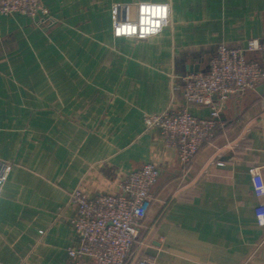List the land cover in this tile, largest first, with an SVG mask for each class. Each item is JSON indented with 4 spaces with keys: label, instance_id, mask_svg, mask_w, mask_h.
<instances>
[{
    "label": "crops",
    "instance_id": "0c3cea01",
    "mask_svg": "<svg viewBox=\"0 0 264 264\" xmlns=\"http://www.w3.org/2000/svg\"><path fill=\"white\" fill-rule=\"evenodd\" d=\"M0 15V264L72 259L76 190L116 194L146 163L160 177L136 242L153 264H264V87L232 95L213 140L183 165L146 113L189 108L184 75L219 45L264 39V0H42ZM251 57H256L253 53Z\"/></svg>",
    "mask_w": 264,
    "mask_h": 264
},
{
    "label": "built area",
    "instance_id": "2783aa9c",
    "mask_svg": "<svg viewBox=\"0 0 264 264\" xmlns=\"http://www.w3.org/2000/svg\"><path fill=\"white\" fill-rule=\"evenodd\" d=\"M13 14L46 17L49 10L42 0H0V15ZM253 53L257 54L254 58L250 56ZM182 79L185 99L208 106L210 116H198L184 107L146 113L144 121L148 129L161 130L167 145L177 150L180 162L187 166L215 137L228 98L264 84V39H250L243 49L221 44L206 70L184 75ZM9 169L6 165V173L0 175V192ZM159 177V168L146 163L120 183L116 194L90 196L80 189L74 190L69 198L77 205L72 224L79 244L70 249V257H89L94 264H153L152 257L136 256V242ZM253 180L258 189L264 184L257 170ZM255 215L257 223L264 227V201L255 207Z\"/></svg>",
    "mask_w": 264,
    "mask_h": 264
},
{
    "label": "water",
    "instance_id": "95a60500",
    "mask_svg": "<svg viewBox=\"0 0 264 264\" xmlns=\"http://www.w3.org/2000/svg\"><path fill=\"white\" fill-rule=\"evenodd\" d=\"M261 87H264V84H263V85H261Z\"/></svg>",
    "mask_w": 264,
    "mask_h": 264
}]
</instances>
